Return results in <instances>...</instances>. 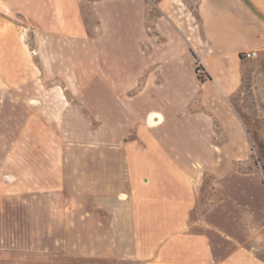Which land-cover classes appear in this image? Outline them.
Returning a JSON list of instances; mask_svg holds the SVG:
<instances>
[{
	"label": "crops",
	"instance_id": "obj_1",
	"mask_svg": "<svg viewBox=\"0 0 264 264\" xmlns=\"http://www.w3.org/2000/svg\"><path fill=\"white\" fill-rule=\"evenodd\" d=\"M0 13L36 22L39 61L35 71L33 57L17 41L14 49L7 46L12 38L0 34V92L39 75L41 118L66 125L60 84L88 92V121L99 118L90 139L104 144V161L115 155L120 162L73 168L74 180L81 183L80 173L88 172L91 186L100 187L109 175L113 181L114 171L121 173L126 184L116 188L127 199L114 197L120 207L111 211L116 222L105 235L124 237L126 258L264 264L255 258L258 244L264 245V188L241 167L251 149L247 124L264 123V0H0ZM16 48L25 62L18 72L11 67ZM247 51L257 57L243 59ZM15 105L0 100V109H9L0 117L8 123ZM27 106L29 125L38 116ZM13 160V150L0 156L2 186L18 179ZM54 169L61 178L68 167ZM205 172L219 195L193 223ZM194 225L200 233L192 232ZM148 236L154 239L146 245Z\"/></svg>",
	"mask_w": 264,
	"mask_h": 264
},
{
	"label": "rangeland",
	"instance_id": "obj_2",
	"mask_svg": "<svg viewBox=\"0 0 264 264\" xmlns=\"http://www.w3.org/2000/svg\"><path fill=\"white\" fill-rule=\"evenodd\" d=\"M82 18L88 25L87 7H82ZM0 31L2 37L12 38L7 46L14 49L19 43L24 53L33 57L34 70L39 69L34 54L38 49L36 22L20 13H0ZM20 53L16 48L11 59V67L17 68V72L25 68ZM27 80L18 88L0 92V100L16 101L10 113L11 117L15 114V118L8 123L9 118L0 117V156L6 151H14L11 164L13 173L18 176L10 187L0 185V264H135L136 258H126L128 247L124 237L105 235L109 233L107 228L116 222L111 211L120 207L114 199H127L128 193L116 188L121 183L126 184L119 180L121 173L114 171L112 181L108 172L109 178L103 180L100 187H94L88 172L80 173L82 182L79 183L72 171L73 168L87 171L92 166L104 167L106 162L108 167L111 159L114 165L120 162V157L115 155L104 161L105 156L100 150L104 144L97 141L95 145L90 139V130L94 131L96 127L98 131L99 118H92L91 123L88 121V92L73 93L64 89L61 83L58 92L61 98L63 94L62 101L69 110L66 112L68 123H48L41 118V97L40 92L37 93L43 86L41 77ZM46 99L52 101L51 96ZM27 105L33 106V114L38 116V120L29 125L26 120L31 110ZM247 126L252 131L251 149L241 166L242 173H253L258 185L264 188V123ZM64 133L74 138L63 139ZM53 166L68 167V170L59 178V172L53 170ZM204 174L190 215L193 223L219 195L211 186L212 173ZM111 187L112 195L108 194ZM192 232L198 234L201 228L194 225ZM153 239L146 237V245L151 244V240L153 243ZM255 255L257 260L264 262V245L258 244Z\"/></svg>",
	"mask_w": 264,
	"mask_h": 264
},
{
	"label": "built area",
	"instance_id": "obj_3",
	"mask_svg": "<svg viewBox=\"0 0 264 264\" xmlns=\"http://www.w3.org/2000/svg\"><path fill=\"white\" fill-rule=\"evenodd\" d=\"M257 57V53L255 51H247L242 54V58L245 60H252ZM196 67L199 72L202 73V65L199 63V61H196Z\"/></svg>",
	"mask_w": 264,
	"mask_h": 264
}]
</instances>
